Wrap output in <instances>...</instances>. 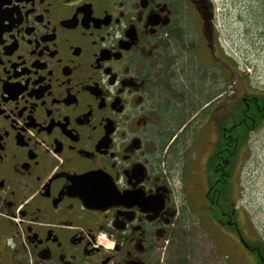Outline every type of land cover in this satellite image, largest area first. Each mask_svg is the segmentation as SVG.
Segmentation results:
<instances>
[{
	"label": "flooded vegetation",
	"instance_id": "af4514ba",
	"mask_svg": "<svg viewBox=\"0 0 264 264\" xmlns=\"http://www.w3.org/2000/svg\"><path fill=\"white\" fill-rule=\"evenodd\" d=\"M213 27L211 0H0V264H186L189 216L218 253L241 249L227 264H264L228 186L230 66ZM186 74L205 77L196 112L218 138L190 159L199 169L183 156L193 188L178 207L176 169L154 150Z\"/></svg>",
	"mask_w": 264,
	"mask_h": 264
},
{
	"label": "rangeland",
	"instance_id": "374dc122",
	"mask_svg": "<svg viewBox=\"0 0 264 264\" xmlns=\"http://www.w3.org/2000/svg\"><path fill=\"white\" fill-rule=\"evenodd\" d=\"M212 4L213 30L219 38L222 51L226 54L224 57L230 66L227 71L232 74L231 77H227L226 73L224 103L218 104L215 101L209 106L217 103L220 108L229 109L228 105L235 106L243 97L264 93V0H211ZM204 104L205 101H199L195 112L189 115L185 125L188 131L184 135L178 134V139L176 138L178 141L174 147L171 143L174 140H170L165 149H161L160 143L155 146L154 154L162 166L170 170L173 167L176 169L173 173L176 175L174 195L178 207L184 206L193 188L190 178L185 183L187 173L185 175L183 172V156L185 157L187 153L190 163V159L200 151L206 153L207 147L213 143L212 141L215 143L218 138V131L212 119L205 120L204 115H197L199 112L196 111L205 108ZM210 110V117L216 122L218 113H215L214 109L210 108ZM163 115L162 126L165 123L171 125L168 112L164 111ZM202 161L190 163V169L195 170V167L199 169L203 165ZM230 170L228 186L238 207L240 227L243 231L252 228V232L264 243V122L257 131L249 135L246 145L237 150ZM198 196L200 197V194ZM204 225L203 222L199 225L196 218L189 216V221L182 228L183 232L177 234L175 240L178 243L175 245V253L179 260H182L181 262L227 264L229 258L232 261V256L243 255L241 249L229 247L228 244L226 247L221 244L219 249L221 254L218 253L214 241L202 230V227L205 228ZM103 244L108 243L104 241Z\"/></svg>",
	"mask_w": 264,
	"mask_h": 264
},
{
	"label": "trees",
	"instance_id": "16d2710c",
	"mask_svg": "<svg viewBox=\"0 0 264 264\" xmlns=\"http://www.w3.org/2000/svg\"><path fill=\"white\" fill-rule=\"evenodd\" d=\"M231 74L232 73L227 71V77H231ZM204 78L205 77L200 78V76L197 77L192 74L190 77L189 74H186L185 78L183 77L179 81V86L169 88L167 94V100L169 103L166 105L165 112H168V116L171 118L170 121H172V123L171 125H166L164 122L165 125L162 126L163 133L161 132V134L158 135L161 149H165L167 143L172 139V128L184 124V122L190 117L189 115L195 112L199 101H203V97L206 95V88L203 84ZM209 78L212 80L213 75ZM171 92H177V97L172 95ZM246 98L249 100L245 101ZM231 110L233 114L226 116V127L228 131L226 145L229 143L231 144V147H233V151L227 153V159L229 160L228 182L230 180V169H232L237 150L246 145L249 135L252 132L257 131L260 125L264 122V93L241 98L235 106H231ZM174 143L176 144L177 141L172 142V147L174 146ZM212 166V164L209 166L210 172ZM227 203H229V199L227 200ZM181 261L182 260H179L180 263Z\"/></svg>",
	"mask_w": 264,
	"mask_h": 264
},
{
	"label": "water",
	"instance_id": "95a60500",
	"mask_svg": "<svg viewBox=\"0 0 264 264\" xmlns=\"http://www.w3.org/2000/svg\"><path fill=\"white\" fill-rule=\"evenodd\" d=\"M106 195V192L103 191L101 192V190H99L96 194H95V200L90 204L91 206H93L92 208L94 209H98L100 208L101 206H103L104 204H107L108 203V198Z\"/></svg>",
	"mask_w": 264,
	"mask_h": 264
}]
</instances>
